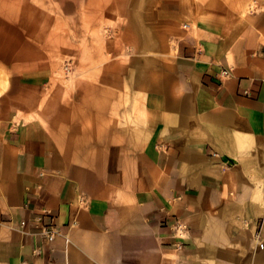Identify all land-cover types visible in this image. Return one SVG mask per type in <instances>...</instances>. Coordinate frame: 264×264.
Instances as JSON below:
<instances>
[{"label": "crops", "instance_id": "1", "mask_svg": "<svg viewBox=\"0 0 264 264\" xmlns=\"http://www.w3.org/2000/svg\"><path fill=\"white\" fill-rule=\"evenodd\" d=\"M256 1L162 14L171 52L131 109L121 85L76 87L20 121L0 113V264H264Z\"/></svg>", "mask_w": 264, "mask_h": 264}, {"label": "rangeland", "instance_id": "2", "mask_svg": "<svg viewBox=\"0 0 264 264\" xmlns=\"http://www.w3.org/2000/svg\"><path fill=\"white\" fill-rule=\"evenodd\" d=\"M180 1L0 0L1 117L20 121L44 102L71 103L76 87L123 85L124 110L131 109L138 82L171 52L159 26Z\"/></svg>", "mask_w": 264, "mask_h": 264}, {"label": "built area", "instance_id": "3", "mask_svg": "<svg viewBox=\"0 0 264 264\" xmlns=\"http://www.w3.org/2000/svg\"><path fill=\"white\" fill-rule=\"evenodd\" d=\"M250 10L254 13L259 10V4L256 0L253 2V5L251 6ZM37 221L40 222L41 219L39 218V219H37ZM24 224H25L24 222L21 223V225H24ZM180 229H181V227H180ZM41 233H42V235L46 236L48 238V240H50V241L53 240L57 235V231L53 228H44ZM259 246L261 249L264 248L263 241L260 242Z\"/></svg>", "mask_w": 264, "mask_h": 264}, {"label": "bare ground", "instance_id": "4", "mask_svg": "<svg viewBox=\"0 0 264 264\" xmlns=\"http://www.w3.org/2000/svg\"><path fill=\"white\" fill-rule=\"evenodd\" d=\"M140 76H141V75H140ZM104 78H105V77H104ZM139 78H140V77H139ZM105 79H107V78H105ZM105 81H106V80H105ZM106 83H107V82H106ZM77 114H78V113H77ZM98 117H99V116H98ZM95 118H96V117H95ZM96 120L98 121V119H96ZM97 121H96V122H97ZM98 122H99V121H98ZM78 130H79V129H78ZM61 132H62V131H61ZM80 132H81V130H80ZM97 132H99V131H97ZM78 133H79V132H78ZM98 134H100V133H98ZM62 135H63V134H62ZM78 135H80V134H78ZM78 135H77V137H80V136H78ZM94 135H95V133H94ZM97 136H98V135H97ZM62 138H63V137H62ZM80 141H82L81 138H80ZM62 142H63V141H62Z\"/></svg>", "mask_w": 264, "mask_h": 264}]
</instances>
